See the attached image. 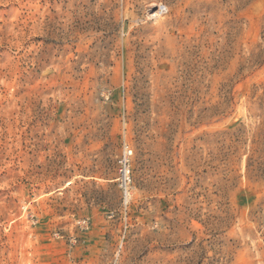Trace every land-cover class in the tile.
Returning a JSON list of instances; mask_svg holds the SVG:
<instances>
[{"label":"rangeland","instance_id":"obj_1","mask_svg":"<svg viewBox=\"0 0 264 264\" xmlns=\"http://www.w3.org/2000/svg\"><path fill=\"white\" fill-rule=\"evenodd\" d=\"M0 264H264V0H0Z\"/></svg>","mask_w":264,"mask_h":264},{"label":"built area","instance_id":"obj_2","mask_svg":"<svg viewBox=\"0 0 264 264\" xmlns=\"http://www.w3.org/2000/svg\"><path fill=\"white\" fill-rule=\"evenodd\" d=\"M132 156V150L126 147L123 154L118 160L121 175V188L123 190L124 204L128 205L131 198L130 189V158Z\"/></svg>","mask_w":264,"mask_h":264},{"label":"bare ground","instance_id":"obj_3","mask_svg":"<svg viewBox=\"0 0 264 264\" xmlns=\"http://www.w3.org/2000/svg\"><path fill=\"white\" fill-rule=\"evenodd\" d=\"M167 8L162 5L150 4L146 8V15L151 22L160 28H165ZM197 13V12H196Z\"/></svg>","mask_w":264,"mask_h":264}]
</instances>
